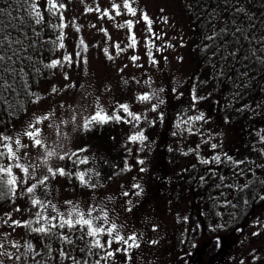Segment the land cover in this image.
<instances>
[{
	"label": "rangeland",
	"instance_id": "374dc122",
	"mask_svg": "<svg viewBox=\"0 0 264 264\" xmlns=\"http://www.w3.org/2000/svg\"><path fill=\"white\" fill-rule=\"evenodd\" d=\"M62 1L66 12L53 9L51 13V27L56 26L53 31L47 28L44 37L39 39L34 32L38 27L32 29L29 36L35 39V45L30 42L24 45L21 41L11 47L0 39V56L4 57V62L15 60L10 56L12 49H22L19 62L27 61L31 70L37 69L23 86H16L9 112L5 110L0 114V132L11 137L0 141V166L11 167L16 178L22 174L33 179L49 175V168L65 169L77 147L82 124L98 109L111 111V106L125 98L129 111L140 116L138 121L134 120V127L136 133V127L141 128L146 137L138 153L144 163L133 165L129 173L113 179L112 185L93 200L92 205L96 206L98 200L106 202L103 220L96 218L94 226L104 229L112 224L117 226L111 237L106 232L100 234L103 247H95L96 255H102V261L107 264H264V200L228 234L223 229L231 224L232 216L228 219L224 213H207L216 224V235L200 233L189 248L193 217L203 225L204 211L196 209L193 200L200 189L194 187L185 191L182 187L183 179L193 176L197 185L202 184L203 195H206L217 181L236 176H227L237 167L235 165L240 171L245 164L264 163V102H258L259 96L251 98L245 118L240 117L242 120L218 108L223 96L221 91L219 95L212 93L217 104L211 112L203 105L198 106V99L194 101L193 96L198 98L199 95L202 100L207 97L206 93L211 95L210 79L215 78L217 72L215 68H203L205 79L198 77L201 66L196 47L202 39L201 47L205 50L210 43L207 37L212 35L195 34L190 15L175 0H128L136 9L135 16L128 13L124 0ZM31 2L22 0L20 4L27 7L21 15L32 16ZM46 7L47 0H42L39 10L43 17ZM144 15L151 21V31ZM70 18L77 22L85 42V62L80 55H74L73 41L66 38ZM128 21H132L131 30ZM61 23L65 25L62 30ZM61 31L63 48L59 47L61 41L58 40ZM133 35L136 44L129 47ZM212 48L216 51L212 46L209 50ZM66 55L71 62L64 59ZM133 56L138 59L133 61ZM53 60L60 63L54 68L45 67ZM131 77L138 86L131 82L126 85ZM8 80L5 78L6 82ZM54 85L55 92L52 91ZM126 87L128 93L124 94ZM144 95L150 99H138ZM37 97L40 99L34 103ZM201 114L203 119H195ZM43 116L48 119L35 124L36 118ZM254 120L260 121L256 127L251 125ZM29 124L40 130L41 145L35 146L32 139L23 135L32 130ZM16 139L27 147L16 145ZM4 144L11 145L18 160L9 158ZM162 147L164 152H169L168 157L163 158L159 153ZM48 152L54 154L46 159ZM205 160L208 163H204ZM16 163L28 167V174L16 168ZM56 175L64 180L63 176ZM0 177L7 179L3 174ZM207 177L210 180L207 181ZM62 180L55 200L56 209L60 212H72V208L80 210L88 202L86 197L78 195L73 188L71 194L69 190L68 194L64 193ZM17 188L19 182L7 206L0 205L2 264H20V258L16 257H21L24 244L25 218L21 210L16 211L20 209L15 197ZM106 191L107 196H104ZM0 192L7 193V186L0 184ZM12 221H19L21 226ZM117 233L125 239L134 235L139 247L129 248L131 240L128 244L116 241ZM215 238L220 242L217 251L211 254L210 245ZM13 244L18 246L13 247ZM109 252L113 255L108 256Z\"/></svg>",
	"mask_w": 264,
	"mask_h": 264
},
{
	"label": "trees",
	"instance_id": "16d2710c",
	"mask_svg": "<svg viewBox=\"0 0 264 264\" xmlns=\"http://www.w3.org/2000/svg\"><path fill=\"white\" fill-rule=\"evenodd\" d=\"M56 1L58 5L63 4L62 0ZM175 1L182 5L190 15L191 29L195 34H210L213 37L209 39L210 43L205 50L201 47L202 39L196 47L197 58L201 66L197 73L198 77L203 78V68H211V70L215 68L217 72L215 78L209 77L213 89L211 95L206 93L207 97L202 100L198 95V106L203 105L208 112H211L217 104V101L212 98V93L215 91L219 95V91H221L223 94L220 97L222 103L219 102L218 108L223 113L229 112L239 117L238 119H241V116L245 118L248 110L247 105L251 98L259 96L258 102H264V0ZM20 3L22 0H0V39L10 43L11 47L17 46L21 41L24 45L28 42L35 45V39L29 36L32 29H35L34 26L38 27V31L34 32H37L39 39L44 37L43 32L44 30L47 31V28H49V32L51 29L53 31V26L51 27L50 23L52 12L47 11L48 6L44 8L46 17L44 16L40 24H36L34 15L31 16L27 13L24 16L21 15L27 6ZM36 3L39 7L42 0H36ZM60 9L62 12H66L65 7ZM68 28L69 33L66 38L73 41L74 48L71 47L72 51H74L75 56L79 53L82 62H85V42L80 45L83 38L77 22L73 18H70ZM211 46L215 47L216 51L214 48L209 50ZM21 52L22 49L20 51L14 48L10 53L11 57H15L14 61H0L1 115L5 110L9 112L13 97L16 94V86H23L26 80L30 78L32 71H34L33 73L37 71V69L31 70L27 61L19 62ZM5 78L9 79L8 82L5 81ZM130 82L137 85V81L133 77L128 80L126 85ZM5 85H10V87ZM131 90L132 93L135 92V88ZM123 93H128L127 87ZM122 99L120 103L111 106V111L104 112L108 116H112L114 113L118 114L123 118L121 121L109 120L103 124L93 122L89 124L88 128L84 127L85 122L82 124L77 139V147L72 152L71 162L69 161L64 169L66 173L63 175L64 180L50 173L46 175L49 177L48 180L41 185L38 181L43 179V176H35L36 179L22 174L20 178L17 176L19 188H17L15 197L25 222H32L30 226L25 225L24 222L25 235L20 264H97V262L107 264V262L102 261V255L100 257L96 255L95 247L92 246L93 237L87 236L86 228L81 229L79 225L72 229L57 226L52 228L47 235L33 232L31 229L39 227L41 224L47 226L44 220H40L39 224L36 223L37 212H41L44 217H56L50 223L57 225L61 217H68L69 212H60L55 205V200L59 196L60 180L63 181L64 193L73 188L77 189L78 195L86 197L88 202L78 210L79 212L85 214L86 218H91L93 224L96 218L99 221L103 220V208L106 202L98 200L99 203L97 204L99 205L96 206L92 205L93 200L112 185L113 179H119L129 173L133 165L138 166V161L142 159L138 156L139 148H143L146 141L131 142L129 140L130 136L142 131L141 128L136 127V133L135 121L119 108V105H127V102L124 101L126 99ZM92 116L87 120H90ZM125 120L131 122L126 123ZM259 123V120H254L251 125L256 127ZM254 127L251 128L254 129ZM163 150L162 147L159 153L163 158L168 157L169 152ZM81 161L85 162L82 163ZM235 166L239 167L238 165ZM237 167L232 168L227 173V176H236H228L219 183L217 181L216 185L206 195H203L202 184L197 185L193 176H189L188 180L183 179L182 187L185 191L194 187L200 189L193 200L196 209L199 207L204 211L203 225H199L200 222L196 216L193 217L194 225L188 241L189 248L200 233L205 232L204 234L209 236L216 235L215 232L218 231L216 224L212 222L211 217L207 216V213L212 212L213 215L224 213L228 215V219L232 216L231 224L223 229L228 234L233 231L232 228L235 224H240L248 216L253 208L262 204L264 200V163L262 165L245 164L240 167L242 168L240 171ZM78 173H83L86 183H81L77 176ZM206 180L208 181L210 178L207 177ZM32 184H36L37 187L33 193H28L27 188ZM69 193L71 194V191ZM11 196L8 193L3 199H0V205L7 206ZM104 196H107V191ZM33 199L40 200L47 207L41 208L40 205L33 207ZM52 205H55V210H53ZM89 211H91L90 217H88ZM61 235L69 237L72 243L62 241ZM96 238L101 242V235ZM219 242L218 238L211 241L210 250L213 251L211 254L217 251ZM29 243L32 245L30 250L27 248ZM61 250L66 253L63 258L60 256ZM118 258L117 260H120Z\"/></svg>",
	"mask_w": 264,
	"mask_h": 264
},
{
	"label": "snow or ice",
	"instance_id": "6c2138e0",
	"mask_svg": "<svg viewBox=\"0 0 264 264\" xmlns=\"http://www.w3.org/2000/svg\"><path fill=\"white\" fill-rule=\"evenodd\" d=\"M47 11L49 12H52L53 9H60V8H63L64 5L63 4H57L56 3V0H47ZM114 8H116L117 6L116 5H113ZM124 7L127 9L128 13L132 16H135L136 15V9H134L133 7L130 6V4L128 3V0H124ZM31 14L35 16V23L36 24H40L42 22V20L44 19V17L41 15V12L39 10V7L36 3V0H32L31 2ZM105 15H107V12L104 13ZM117 14L119 15V12H117ZM63 19V17H61V20ZM143 19L149 24V31H151V21L149 20L148 16L147 15H144L143 16ZM127 26L129 28V30H131L132 28V21H128L127 22ZM53 27H56L55 25ZM63 27H65V25L63 23H61L59 25V28L62 30ZM121 27H123V25H121ZM78 30V29H77ZM223 31V30H222ZM237 31H239V29H237ZM63 38H64V34L63 32L61 31L60 33V36L58 37V40H60V44H59V47L60 48H63L64 47V44H63ZM213 37L212 36H209L207 37V39H212ZM130 40H131V43L129 44V47H134L135 44H136V39L133 36H130ZM84 44V41L81 40L80 41V45H83ZM117 48L118 50H121L119 49V45H117ZM105 53L107 54V50H105ZM77 55H79V53H77ZM150 55V53H149ZM234 55V53H233ZM109 59H111L112 57L109 56L108 57ZM65 60H68L69 62L70 61V58L66 55L64 57ZM131 59L133 61H135L136 59H138V57H131ZM4 60V57L3 56H0V61H3ZM154 62V61H153ZM60 63V61H57V60H53L51 63L45 65V67H48V68H54L56 67L58 64ZM67 79V77H65ZM6 87H10V85H5ZM57 89L55 87V85L53 86L52 88V91L55 92ZM40 99V97H37L36 98V101H33L34 103L37 102L38 100ZM139 100L141 101H146V100H149L150 97H148L147 95H144V96H140L138 97ZM197 99V97H195V95L193 96V100L195 101ZM119 108L123 110L124 113L127 114V116L131 117L133 120H139L140 119V116L138 115H135L133 114L132 112L129 111L128 109V106L126 104H123V105H119ZM154 110V109H153ZM48 119V116H43V117H37L36 120H35V124H39L41 123L43 120H46ZM123 118L121 116H119L118 114H113L112 116H108L107 114H105L103 112V109H98V111L91 117L90 120H87L85 121V125L84 127L85 128H88L89 124L95 122V123H106L108 122L109 120H115L117 122L121 121ZM195 119L197 120H200V119H203V114H201L200 116L198 117H195ZM124 122L126 123H130L131 121L129 120H125ZM29 128H31L32 130L31 131H25L23 133V135H26L27 137H29V139H32L34 141V145L35 146H38V145H41L42 144V141L41 139L39 138L40 136V130L38 128H35L34 124H29L28 126ZM11 137H8V136H4L3 134H0V141H8L10 140ZM146 139V137L143 135L142 132L138 133V134H135L133 136H130L129 137V140L131 142H136V141H140V142H143L144 140ZM15 144L18 145V146H23V147H27V145H21V142L19 139H16L15 140ZM4 147L7 149V153H8V156L10 159H16L18 160V157L16 155V151H13L11 145L9 144H4ZM213 148L216 147V145H212ZM18 151V149H17ZM82 151V150H81ZM54 153L52 152H48L47 153V156H46V159L47 157H51ZM0 155H2V153H0ZM73 155H75V153H73ZM61 159H64L63 156L60 157ZM215 159H219V157H215ZM82 163L85 162V161H81ZM140 164H143L144 161L143 160H140L138 161ZM204 163H208V161H203ZM15 167L16 168H19L22 172H24L26 175L28 174V167H25L24 165L20 164V163H16L15 164ZM126 169H127V165H126ZM144 169L142 168L141 171H143ZM49 173H51L53 176H55L56 174H59L61 176L65 175V170L62 169V168H58V169H51L49 168L48 169ZM0 174H3L4 176L7 177V179H3L2 177H0V184H3V185H6L7 186V193H3V192H0V199H3L8 193H10L11 195H15L16 193V187H17V178L16 176L13 174L12 172V168L11 167H3V166H0ZM78 178L80 179L81 183H86V181L84 180V175L83 173H78L77 174ZM48 176H45L43 177V179H40L38 181L39 184L43 185L45 184V182L48 180ZM37 187L36 184H32L30 187L27 188V192L28 193H33L34 192V189ZM134 187H139V185H134ZM127 194V193H125ZM66 203H71L70 201H67ZM32 205L33 207L37 206V205H40L41 208L43 207H47V205H44L42 204V202L38 199H33L32 200ZM52 208L53 210H55V205H52ZM16 211H20L19 208L16 209ZM10 216V214H8ZM38 219L36 221V223H40V220H44L47 224V226H45V224H41L39 227H36V228H32L31 231L33 232H36V233H43V234H48L52 228H55V227H59V228H64V227H67L69 229H72L74 227H76L77 225H79L81 227V229H85L86 228V234L87 236L89 237H93V241H92V246L94 247H103V245L101 244L100 240L97 239L96 237H98L100 234H103V233H107L108 236H112L113 235V232L116 230L117 226L115 224H112L109 228L107 229H104L103 227L101 226H94L93 224V220L91 218H86L85 217V214L79 212L78 210L76 209H73L72 212H69L68 213V217L67 218H64V217H61L60 218V221H59V224H51L50 221L51 220H55L56 217H44L42 216V213L41 212H37L36 213ZM91 216V211H89L88 213V217ZM13 224L17 225V226H21L20 225V222L19 221H12ZM31 221H27L25 222V225L27 226H30L31 225ZM105 223H108L107 221V218L105 217ZM253 235H256V233H253ZM60 239L64 242H67L69 244L72 243V240L67 237V236H64V235H61L60 236ZM115 240L116 241H123L125 244H128V241L131 240L132 243L128 245L129 248L131 247H139V245L136 243V237L133 235V236H129L127 239H125L124 237L120 236L118 233L117 235L115 236ZM153 243H155V241H153ZM111 245V241H109V246ZM18 245L16 244H13V247H17ZM0 247H3V245H0ZM50 247V246H49ZM27 248L30 250L32 248V245L29 243L27 245ZM117 251H119V249H117ZM125 251H127V249H125ZM4 253H0V255H3ZM38 254V253H37ZM66 255V253L61 250L60 252V256L63 258L64 256ZM108 256H112L113 253L109 252L107 254ZM9 258L11 259L12 256L11 254L9 253L8 254ZM20 257L17 256L16 259H19ZM0 264H2V262H0ZM97 264H99V262H97Z\"/></svg>",
	"mask_w": 264,
	"mask_h": 264
}]
</instances>
